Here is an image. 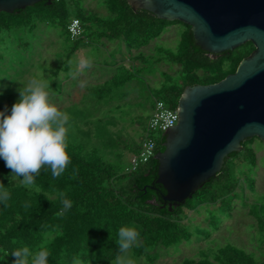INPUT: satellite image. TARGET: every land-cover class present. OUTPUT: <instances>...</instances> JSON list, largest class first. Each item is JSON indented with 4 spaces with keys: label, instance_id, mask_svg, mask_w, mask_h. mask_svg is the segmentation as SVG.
Segmentation results:
<instances>
[{
    "label": "trees",
    "instance_id": "trees-1",
    "mask_svg": "<svg viewBox=\"0 0 264 264\" xmlns=\"http://www.w3.org/2000/svg\"><path fill=\"white\" fill-rule=\"evenodd\" d=\"M98 2L105 14L87 11L83 0H41L12 13L0 12V46L13 39L0 51V60L8 55L10 67L13 63L23 65L22 52L31 51L32 38L41 26L58 27L69 39L67 26L73 18L83 25L85 39H69L73 43L71 52L89 46L92 39H105L121 41L130 54L149 45L170 26L177 25L180 30L177 46L158 49L160 54L155 60L157 64L164 61L178 67L181 82L165 80L158 90V99L169 108H176L186 86L219 82L234 73L239 63L254 50L253 44L247 41L232 51L209 53L196 44L187 24L159 19L144 9L133 10L127 0ZM143 57L138 54L140 61ZM59 70L60 67L54 73ZM64 70L68 71L67 67ZM136 74L135 68L127 69L120 64L118 74L103 84L89 87L95 108L84 107L86 110L73 112L72 108L65 109L69 116L66 152L70 162L64 173L55 179L50 168L45 171L48 166L42 167L35 184L39 192L35 187L33 190L25 187L22 177L15 176L0 158V185L9 193L6 205L0 202V264H14L13 251L23 247L32 252L46 248L50 253L49 264H74V258L83 264H114L118 256L124 255L132 264L139 261L154 264L161 251L192 238L182 223L190 212L204 205L222 204L229 196L236 197L241 183L236 172L238 166H256L253 148L256 137L244 140L239 151L224 159L221 170L179 205L170 206L163 199L166 191L156 182L157 160L152 158L136 170L128 171L129 163L122 159L120 150L128 155L136 154L139 140H112L108 129L111 122L98 116L96 108L100 102L111 103L118 88L138 79ZM162 75L167 79L172 76L165 72ZM5 109V114L10 115L12 105L7 104L0 93V112ZM81 122L91 124V129H81ZM93 139L101 140L105 148H112V152L116 149L117 153L105 155L92 143ZM164 142L165 136L160 134L156 138V153L164 151ZM64 199L71 202L70 209L63 210ZM122 227L134 228L139 233L126 254L120 252L117 244ZM209 237L208 234L205 239ZM181 264H264V258L257 261L250 254L226 247L209 253L201 250L198 258H186Z\"/></svg>",
    "mask_w": 264,
    "mask_h": 264
},
{
    "label": "rangeland",
    "instance_id": "rangeland-1",
    "mask_svg": "<svg viewBox=\"0 0 264 264\" xmlns=\"http://www.w3.org/2000/svg\"><path fill=\"white\" fill-rule=\"evenodd\" d=\"M83 3L87 11L105 14L98 0H83ZM179 31L177 25H172L149 45L133 50L130 54L118 50L123 44L121 41L105 39H92L91 45L71 52L73 43L67 39L62 29L41 26L32 38L31 51L22 52L25 58L23 65L13 63L10 67L8 55H4V59L0 60V93H3L7 104L13 106L19 100V89L22 90L31 81L37 80L50 85L47 90L50 93L49 102L63 113L66 108H72V112L86 110L90 106L95 108L88 90L81 82H77L76 78L81 81L86 78L88 81L100 79L101 76L99 83H102L118 74L119 62L127 69L135 68L138 79L118 88L111 103L100 102L96 114L104 117V121L111 122L108 129L112 133V140L138 141L150 116L152 102L160 98V84L165 80L177 84L181 82L177 66L164 61L155 63L160 54L158 49L163 51L177 46L180 40ZM11 42L13 39L4 42L0 51ZM140 53L144 56L141 61L138 59ZM84 62L88 66H84ZM58 67L61 70L55 74ZM65 67L68 71L64 70ZM79 68H83L85 74L87 68L93 73L88 77H70ZM162 72L172 75L171 78L167 79ZM66 78L68 81H65ZM74 86L76 88L71 90ZM5 90L8 94H4ZM80 128L91 129V124L81 122ZM158 137L159 135H156V138ZM92 143L100 147L105 155L117 153L116 149L112 152V148H105L101 140L93 139ZM253 148L256 153V166L252 168L249 164H241L236 170L241 179L236 197L229 196L222 204L204 205L190 212L182 223L187 226L192 238L161 251L154 264H181L186 258H198L201 250L209 253L226 247L250 254L257 261L264 258V142L256 139ZM120 152L123 153L122 159L128 163L130 154L122 152V149ZM208 234L210 237L205 239ZM121 259L125 264L129 261L127 255ZM139 264L145 263L139 261Z\"/></svg>",
    "mask_w": 264,
    "mask_h": 264
},
{
    "label": "water",
    "instance_id": "water-1",
    "mask_svg": "<svg viewBox=\"0 0 264 264\" xmlns=\"http://www.w3.org/2000/svg\"><path fill=\"white\" fill-rule=\"evenodd\" d=\"M40 1L0 0V12ZM127 2L133 10L189 25L196 44L209 53L232 51L247 41L254 46L234 73L216 83L186 86L179 98L177 124L166 128L165 149L154 156L163 199L179 205L214 177L244 140L264 142V0Z\"/></svg>",
    "mask_w": 264,
    "mask_h": 264
},
{
    "label": "clouds",
    "instance_id": "clouds-1",
    "mask_svg": "<svg viewBox=\"0 0 264 264\" xmlns=\"http://www.w3.org/2000/svg\"><path fill=\"white\" fill-rule=\"evenodd\" d=\"M84 66H88L84 62ZM50 85L33 80L22 90L20 97L12 106L11 114L6 115L7 109L0 112V158L15 176L22 177V183L29 190H33L36 177L41 168L48 171L55 179L64 173L69 164L66 152V124L69 116L61 112L49 102ZM39 192V188L35 187ZM63 195V194H61ZM9 193L0 185V202L6 205ZM63 210L70 209L72 204L64 199ZM117 244L120 252L126 254L136 242L139 233L134 228H120ZM16 259L14 264H49V251L41 247L32 252L28 247L15 249L12 253ZM74 264L83 261L74 258ZM116 264H125L120 256ZM131 264V261H127Z\"/></svg>",
    "mask_w": 264,
    "mask_h": 264
},
{
    "label": "built area",
    "instance_id": "built-area-1",
    "mask_svg": "<svg viewBox=\"0 0 264 264\" xmlns=\"http://www.w3.org/2000/svg\"><path fill=\"white\" fill-rule=\"evenodd\" d=\"M84 27L80 20L73 18L67 26V34L70 40L75 41L84 38ZM177 107L169 108L162 100L155 99L151 114L147 120L143 135L139 140L136 154H130L128 171H134L138 166L146 164L156 154V135H163L166 128L177 124Z\"/></svg>",
    "mask_w": 264,
    "mask_h": 264
},
{
    "label": "crops",
    "instance_id": "crops-1",
    "mask_svg": "<svg viewBox=\"0 0 264 264\" xmlns=\"http://www.w3.org/2000/svg\"><path fill=\"white\" fill-rule=\"evenodd\" d=\"M101 40V39H100ZM91 45V44H90ZM121 47V48H120ZM118 50H120V51H122V50H124V51H126V48H125V46H124V44H122L121 46H119V49ZM117 65H120L119 64V62L117 63ZM88 70V72L86 71V74H85V72L84 71H82L83 70V68H79V69H76L75 71H74V74L73 75H70V77L72 76V78H73V76H75V75H77L78 77H79V75H80V77L79 78H82L83 76L84 77H88L89 75L91 76L92 75V73H93V71L92 70H90L89 68H87ZM70 72V71H69ZM96 77V76H95ZM94 77V78H95ZM100 80H102L101 79V76H100V79H97V80H93V79H91V80H86V78H84V81H81L80 79H77L76 78V81L77 82H81V84L83 85V86H85L86 88V90H88L89 89V87H91V86H97V85H100V84H103L105 81H103L102 83H99L100 82ZM65 81H68V79L66 78L65 79ZM106 81H108V80H106ZM76 88V86H74L71 90H73V89H75ZM87 100V99H86ZM80 101V100H79ZM98 107V106H97Z\"/></svg>",
    "mask_w": 264,
    "mask_h": 264
}]
</instances>
